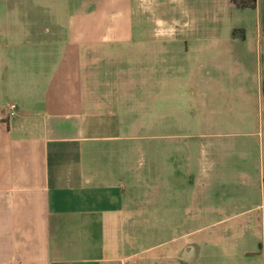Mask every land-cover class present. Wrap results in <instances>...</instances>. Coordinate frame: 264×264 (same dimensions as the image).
<instances>
[{
    "label": "crops",
    "instance_id": "0c3cea01",
    "mask_svg": "<svg viewBox=\"0 0 264 264\" xmlns=\"http://www.w3.org/2000/svg\"><path fill=\"white\" fill-rule=\"evenodd\" d=\"M153 1L35 0L39 14L22 19L27 33L1 66L0 264H180L178 241L161 239L168 226L151 222L179 182L139 190L135 118L97 78L113 67L102 47L130 43ZM259 231L264 263V218Z\"/></svg>",
    "mask_w": 264,
    "mask_h": 264
},
{
    "label": "rangeland",
    "instance_id": "374dc122",
    "mask_svg": "<svg viewBox=\"0 0 264 264\" xmlns=\"http://www.w3.org/2000/svg\"><path fill=\"white\" fill-rule=\"evenodd\" d=\"M34 2L0 0V80L27 33L22 19L39 14ZM147 17L130 43L102 47L113 67L97 78L112 106L135 118L129 144L139 190L154 191L158 177L170 189L179 182L169 210L151 222L168 226L161 239L178 241L180 264H264V0L254 9L154 0ZM240 152L250 160L245 169L235 161Z\"/></svg>",
    "mask_w": 264,
    "mask_h": 264
},
{
    "label": "trees",
    "instance_id": "16d2710c",
    "mask_svg": "<svg viewBox=\"0 0 264 264\" xmlns=\"http://www.w3.org/2000/svg\"><path fill=\"white\" fill-rule=\"evenodd\" d=\"M230 2L240 8L254 9L256 7V0H247V1L230 0Z\"/></svg>",
    "mask_w": 264,
    "mask_h": 264
},
{
    "label": "built area",
    "instance_id": "2783aa9c",
    "mask_svg": "<svg viewBox=\"0 0 264 264\" xmlns=\"http://www.w3.org/2000/svg\"><path fill=\"white\" fill-rule=\"evenodd\" d=\"M10 108H11L12 110H14V109H15V105L12 104V105L10 106Z\"/></svg>",
    "mask_w": 264,
    "mask_h": 264
}]
</instances>
